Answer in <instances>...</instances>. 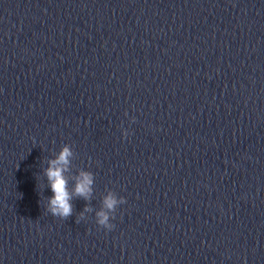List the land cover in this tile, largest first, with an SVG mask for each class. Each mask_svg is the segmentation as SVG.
I'll return each mask as SVG.
<instances>
[{"label":"clouds","instance_id":"9594fccd","mask_svg":"<svg viewBox=\"0 0 264 264\" xmlns=\"http://www.w3.org/2000/svg\"><path fill=\"white\" fill-rule=\"evenodd\" d=\"M72 151L70 147L65 146L60 151L56 159L50 161V165L46 170V176L53 195L48 200V211L55 217L67 219L72 215L73 206L71 200L73 195L82 197L85 200L90 198L93 184V176L91 173L81 171L75 178L76 183L74 190H68V181L64 173L68 170ZM123 200H118L111 193L103 200V210L97 213L98 224L111 230L113 225L109 223V212L115 211L118 204ZM89 211V209H85Z\"/></svg>","mask_w":264,"mask_h":264}]
</instances>
